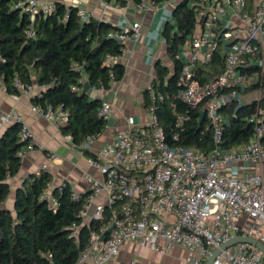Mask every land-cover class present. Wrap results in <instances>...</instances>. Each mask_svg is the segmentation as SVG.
Listing matches in <instances>:
<instances>
[{
	"label": "built area",
	"instance_id": "2783aa9c",
	"mask_svg": "<svg viewBox=\"0 0 264 264\" xmlns=\"http://www.w3.org/2000/svg\"><path fill=\"white\" fill-rule=\"evenodd\" d=\"M126 1V6H120L113 0H101V7L119 12L131 9L137 13L156 9L171 14L182 0H166L157 6L149 2L133 4ZM205 1L207 3L201 4L198 15L204 19L203 23H197L192 40L177 55L182 63L177 97L189 107L205 102L213 146L204 152L176 145L186 117L179 118L168 137L160 125L155 95L149 88L152 103L148 108L147 123L139 125L133 118H128L124 129L115 132L104 146L91 152L94 154L91 162L100 179L89 178L90 193L78 216L83 223L88 220L85 223L88 224L102 220L105 209H108L110 221L106 227L90 233L88 245L75 264H109L122 245L129 241L156 251L181 246L187 251L185 261L188 264H205L215 250L237 236L264 244V178L260 171L253 170L264 162L261 145L264 104L258 102L261 94L255 98L258 104L247 119L253 126V139L244 147L231 150L223 147L226 120L219 112L230 100L245 103L244 96L236 90L226 93V89L243 90L257 83V76L243 73L241 67L243 57L253 59L262 53L264 0H255L250 11L246 10V0ZM14 6L29 14L54 11L53 3L40 4L36 0H19ZM75 7L79 17H90L80 7V2ZM236 21L242 25L237 26ZM140 36L138 23L109 35L122 43L137 41ZM220 44L228 45L222 73L211 83H199L195 69L209 63ZM119 60L118 56L107 55L105 64L112 65ZM256 63L262 68V58ZM84 82L82 77L79 83ZM15 86L21 93L32 92V88L25 89L19 81ZM0 88L6 92L1 83ZM97 91L100 90L91 92ZM157 98L161 100L162 96ZM31 111L56 126L68 121L67 112L61 108L42 109L33 105ZM111 111L110 103L103 101L98 116L107 121ZM14 122H20L16 113H0V131ZM20 137L29 139L26 148L18 153L22 158L34 148V144L23 125ZM98 138L86 137L81 149L90 152L91 144ZM55 157L54 154L48 155L50 160ZM41 170H46V165ZM102 191L106 193V202L95 206L89 215L94 199ZM72 196L79 198V194L73 193ZM41 198H47L52 206L56 205L53 198L49 199L48 190ZM243 217L244 223L239 225ZM109 227L111 232L100 241ZM78 230V226H72L70 237L77 239ZM212 264H264V255L253 246L240 243L221 250Z\"/></svg>",
	"mask_w": 264,
	"mask_h": 264
},
{
	"label": "trees",
	"instance_id": "16d2710c",
	"mask_svg": "<svg viewBox=\"0 0 264 264\" xmlns=\"http://www.w3.org/2000/svg\"><path fill=\"white\" fill-rule=\"evenodd\" d=\"M17 1L0 0V83L6 93L20 95L16 81L29 89L35 76L37 86L44 92L33 95L32 104L42 109L61 108L67 112L68 121L61 127L62 132L84 156L93 159L94 154L80 146L88 136L100 137L107 121L98 116L102 101L90 97V92L93 89L107 91L112 83L121 81L124 76V67L119 62L105 64L107 55L121 57L123 54V43L109 37L121 28L91 16L82 19L76 7H66L61 2L53 3L54 11L49 14H29L15 8ZM164 1L130 0L133 4L149 2L154 6ZM253 1L246 0V10H251ZM113 2L120 6L127 4L126 0ZM202 3L207 2L182 0L172 10L162 31L172 69L157 62L151 90L155 95L156 114L166 135L171 136L179 118L186 117L176 145L208 152L213 142L205 102L189 107L177 97L182 64L177 55L192 40L197 23H203L204 19L198 16ZM227 47V44H220L209 63L197 66L195 74L199 83H211L222 73ZM261 58L262 53L253 59L245 56L241 67L243 73L255 74L257 83L243 90L228 88L224 92L236 90L242 96L254 92L261 94L264 78L262 68L256 63ZM82 77L85 82L79 83ZM85 85L89 87L86 92ZM258 102L264 104V97L261 96ZM258 102L254 99L238 104L236 100H230L219 109L226 120L223 127L225 149L244 147L253 139V126L247 119ZM151 103L150 90H145L143 107L148 110ZM201 113H204L202 119ZM21 128L20 122H14L0 136V264H75L88 245L90 233L109 224L110 211L105 209L100 221L83 223L78 215L88 194H80L74 199V192L67 182L61 189L59 186L51 191L56 202L52 206L47 198H41L52 183V176L46 170L22 181L16 190L15 215L1 208L9 193L7 181L20 169L18 153L29 141L21 139ZM261 145L264 149V135ZM74 225L79 227L77 239L70 237Z\"/></svg>",
	"mask_w": 264,
	"mask_h": 264
},
{
	"label": "crops",
	"instance_id": "0c3cea01",
	"mask_svg": "<svg viewBox=\"0 0 264 264\" xmlns=\"http://www.w3.org/2000/svg\"><path fill=\"white\" fill-rule=\"evenodd\" d=\"M40 4L54 3L59 1L66 7H75L80 2V7L91 17L107 22L120 28H130L133 23L140 25V39L137 41L126 40L123 42L124 50L119 63L124 67V76L121 81L112 83L107 91L90 92V97L110 103L112 111L109 118H112L111 126H107L103 134L90 146L93 152L104 146L112 135L126 127L128 118H133L136 124H145L148 121V110L143 107V94L151 88L156 77L155 64L172 69V63L168 58L166 44L162 38V31L165 22L170 19L169 11L156 9L134 12L126 9L121 12L103 9L101 0H36ZM255 2V0L253 1ZM237 26L242 24L236 21ZM262 75L264 78V38L262 39ZM32 92L21 93L20 95L8 94L0 88V113H16L20 117V123L26 127L31 135L34 148L21 158V165L18 173L9 178V193L1 208L14 212V200L16 190L22 181L31 174L37 173L46 165V171L52 176V183L48 189L49 199L52 198L51 191L67 182L75 194H89V178L100 179V174L91 162V159L84 156L65 135L61 127L64 125H53L46 119L31 111L32 97L37 95L42 88L36 84L35 76L32 77ZM257 96L254 92L245 95L244 102L250 103ZM262 96V93H261ZM10 125V124H9ZM4 126L0 136L9 126ZM49 154L56 157L53 160L48 158ZM253 170L260 171L264 178V162ZM106 193L101 192L94 199L89 215L95 206L106 202ZM51 204V201H50ZM245 217L240 219L239 225H243ZM88 220H86L87 223ZM187 251L177 245L171 246L165 251H156L149 247H143L137 242H126L120 248L119 253L113 257L109 264H188L186 260Z\"/></svg>",
	"mask_w": 264,
	"mask_h": 264
},
{
	"label": "water",
	"instance_id": "95a60500",
	"mask_svg": "<svg viewBox=\"0 0 264 264\" xmlns=\"http://www.w3.org/2000/svg\"><path fill=\"white\" fill-rule=\"evenodd\" d=\"M59 1H56L54 3H58ZM88 85H85V88H84V92H86L88 90ZM43 89L39 92L40 95L43 93ZM262 96L264 97V90L262 91ZM204 116V113H201V119L203 118ZM112 118H109L107 120V126H111V123H112ZM112 228L109 227L100 237V241H104L106 239V236L111 232ZM249 244L251 246H253L254 248L258 249L263 255H264V244H262L261 242L259 241H256V240H253L251 238H248V237H242V236H237V237H234L232 238L229 242L221 245V247L217 250H215L213 253H212V256L209 258V260L205 263V264H212L214 258L219 254V252L221 250H225L229 247H232L236 244Z\"/></svg>",
	"mask_w": 264,
	"mask_h": 264
}]
</instances>
